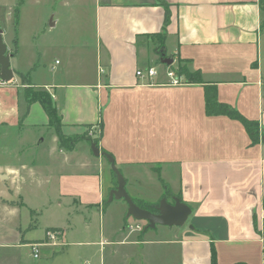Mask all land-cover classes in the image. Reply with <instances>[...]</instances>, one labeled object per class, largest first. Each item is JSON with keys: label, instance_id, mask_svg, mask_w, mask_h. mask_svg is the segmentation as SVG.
I'll return each mask as SVG.
<instances>
[{"label": "crops", "instance_id": "1", "mask_svg": "<svg viewBox=\"0 0 264 264\" xmlns=\"http://www.w3.org/2000/svg\"><path fill=\"white\" fill-rule=\"evenodd\" d=\"M258 1L98 0L96 22L107 49L97 55L91 70L85 67L86 60L74 59V53L64 47L54 64L34 62V52H48V47L33 40L29 48L33 57L23 65L20 37L9 42L2 24L8 21L5 16L12 5L0 0V27L14 73L10 84L15 83L0 89V115L11 114L27 126H48L39 103L28 105L24 98V107H19L17 81L23 91L26 82L45 89L66 134H79L89 125L99 127L97 146L114 157L132 199L158 204L162 198L173 202L176 196L191 208L185 224L161 226L168 228L148 234L141 222V230L125 226L124 204V225L112 231L100 229L101 247H112L109 257L106 248H100L98 264H211L212 247L217 264H264V143L260 139L253 143L239 120L208 115L204 98V86H215L219 102L257 121L260 137L264 134V13ZM160 2L169 8L166 56L173 58V65L185 60L190 71L200 72L203 83L187 82L180 75L182 83H169L167 66H162L149 37L163 27L165 6ZM57 22L53 14L48 28ZM46 29L32 35L40 40L48 33ZM38 57L45 56L40 53ZM151 66L158 73L146 83L136 71ZM21 74L30 82L23 81ZM52 131L53 144L45 151L53 166L44 178L56 177L58 203L68 198L74 213L95 209L105 215L108 192L117 184L107 159L94 155L86 138L72 150L61 149ZM79 143L77 159L72 153ZM6 172L17 175L12 167ZM145 180L155 185L164 182L171 194L158 189V197L156 193L149 196L137 187ZM48 228L62 230L57 247L70 245L64 227ZM85 229L89 227H84L83 234ZM44 237L45 232L42 237H21L14 245L30 248L38 242L50 246Z\"/></svg>", "mask_w": 264, "mask_h": 264}, {"label": "rangeland", "instance_id": "2", "mask_svg": "<svg viewBox=\"0 0 264 264\" xmlns=\"http://www.w3.org/2000/svg\"><path fill=\"white\" fill-rule=\"evenodd\" d=\"M1 1L12 5L11 13L9 16H5L8 21L6 24L4 22L2 24L6 25L9 42H12L15 36L20 37L23 50L20 62L23 65L33 57V52L29 50L32 40L43 47H48V52H34L35 55L37 53L33 58L34 62L38 63V61L44 60L54 64L64 47L66 52L69 49L71 53H74V59L86 60L85 67H91V70L95 67L97 55L104 53L107 49L106 38L103 34H99V26L97 27L96 22L95 6L98 0ZM15 7L19 8L18 24L15 22ZM53 14L58 22L55 27L48 28ZM42 27L47 28L48 33L42 39L36 40L32 34L39 32ZM40 53L45 57L39 59ZM179 64L184 65V62L176 60L175 68ZM165 65L162 66L166 67ZM173 70L176 72L174 68ZM78 77H80L79 74ZM14 84L0 85V89ZM17 84L20 98L18 105L23 108V89L19 87L20 81H17ZM26 86H28L27 82ZM3 121L6 125L0 126V264H98L100 248H106V246L101 247L102 244L99 243L100 229L112 231L124 225L122 208L126 202L123 199H114L105 203L104 208L108 206L105 215L102 214L103 212L99 214L95 209L90 212L74 213L69 208L68 198H64L59 204V200L55 196L58 185L56 177L49 180L44 178L46 177L45 173H48L53 166V160L45 151V148H49L53 144L52 129L48 126L37 128L20 124L11 114L5 117L0 115V123ZM98 128L96 125H89L83 128L79 135L83 134L85 137L95 139L99 132ZM80 146L79 143L76 153H72V156L77 159L81 156ZM24 165L28 169H24ZM8 167L16 169L17 175L10 174L8 176L6 172ZM1 175L8 178L3 179ZM137 187L153 197H155V193L158 197V189L160 191L164 189L163 183L155 185L146 180L139 183ZM128 188L131 190V186ZM12 201L17 205L12 204ZM21 201L26 205L21 206ZM126 220L125 226L134 225L137 221L132 217H128ZM140 222L145 224L144 221ZM85 226L89 229H85L86 233L83 234ZM156 226V228L147 229L148 234L168 228L161 227L164 225ZM48 227H64L66 239L70 245L57 247L60 244L59 238L62 235V230ZM46 228L48 229L46 230ZM44 232L43 241H50V246H47L49 245L47 243L43 246L36 245L39 250L37 258L32 257L30 245V248L14 245L21 240V237H42ZM164 234L167 233L161 235ZM51 235H54L55 239ZM51 242H55L53 244L56 245L53 246ZM36 244L39 243L36 242ZM111 247L106 248V257H109L108 248ZM52 249H56L57 252L48 251Z\"/></svg>", "mask_w": 264, "mask_h": 264}, {"label": "trees", "instance_id": "3", "mask_svg": "<svg viewBox=\"0 0 264 264\" xmlns=\"http://www.w3.org/2000/svg\"><path fill=\"white\" fill-rule=\"evenodd\" d=\"M259 7L262 13H264V0H259ZM162 5L165 6V17L163 22L162 30L158 33L149 34V37L152 38L154 43L156 44V53L161 56L163 52H165V38H166V25L169 21V8L164 2H160ZM14 16H15V22L18 23V16H19V8L15 7L14 10ZM261 28H264V20L261 23ZM14 46L17 47V38L14 39ZM12 54H15V51L12 52ZM183 61L184 65L179 64L178 66L175 65H169L170 67L174 68L176 70V74L183 76L187 82L191 83H203V80L201 78V74L198 70L190 71L187 68V64L185 60H178ZM168 66V65H165ZM29 74V72H27ZM23 81L30 80L27 78L26 74H21ZM25 101L28 105L32 103H39L41 107L43 108L47 119H48V126L51 127L57 136L58 145L61 149L64 150H72L76 144L77 141L80 139H88L91 142H95L96 145H98V138L91 139L89 137H85L83 134L77 135V134H66L63 131V123L61 121V115L58 111V109L53 104L52 96L51 94L45 90V89H37L33 86H26L23 91ZM204 98H205V111L208 115H218L223 114L227 115L231 118L239 120L247 130L251 141L253 143L258 142L260 139V132H259V124L255 120H250L244 117L242 114H240L235 108L229 106L228 104H225L223 102H219L217 99V91L216 87L213 85H205L204 86ZM113 177H115V174L112 172ZM165 193L164 195L171 194L169 186L163 182ZM134 202L139 205L142 208L149 209L153 212H155V206L157 204H151L149 202H145L143 200L133 199ZM263 262H264V239H263ZM211 264H217L216 260V251L212 247L211 249Z\"/></svg>", "mask_w": 264, "mask_h": 264}, {"label": "water", "instance_id": "4", "mask_svg": "<svg viewBox=\"0 0 264 264\" xmlns=\"http://www.w3.org/2000/svg\"><path fill=\"white\" fill-rule=\"evenodd\" d=\"M2 34L3 30L0 27V80L12 81L14 73L10 67L11 53L3 41ZM161 62L169 66L173 64V58L166 56L165 52H163L161 54ZM260 140L264 143V134L261 135ZM90 147L94 155L104 156L107 159L116 177L117 184L109 190L107 202H111L114 199H123L127 204L126 217H132L137 221H144L143 230L154 228L156 225L181 226L185 224L191 214V208L186 203L174 196L172 203L168 202L166 198H162L155 206V212L140 207L128 194L125 188V178L115 164L114 157L107 152L100 151L95 142H91Z\"/></svg>", "mask_w": 264, "mask_h": 264}, {"label": "built area", "instance_id": "5", "mask_svg": "<svg viewBox=\"0 0 264 264\" xmlns=\"http://www.w3.org/2000/svg\"><path fill=\"white\" fill-rule=\"evenodd\" d=\"M157 73L158 72H157L156 68L153 67V66L147 67V68H145L143 70H137L136 71V74L139 77H141L143 80H145L146 83L152 81V79L157 76ZM165 73H166L167 77L170 80L169 81L170 84L177 85V84L182 83V78L180 76H178L176 74V72L170 66L166 67ZM10 82L11 81L0 80V85L9 84ZM128 228L130 230H132V231L133 230H141L142 229V225L140 224V221H136V223L134 225L129 224ZM51 236L53 237V239H55L54 235H51ZM36 245H40V244H36V243L35 244H30V247H31V250H32V256L34 258H37L38 254H39V250L36 247Z\"/></svg>", "mask_w": 264, "mask_h": 264}]
</instances>
